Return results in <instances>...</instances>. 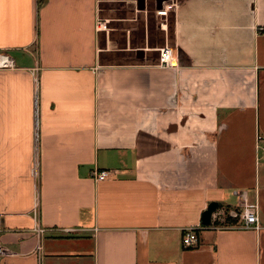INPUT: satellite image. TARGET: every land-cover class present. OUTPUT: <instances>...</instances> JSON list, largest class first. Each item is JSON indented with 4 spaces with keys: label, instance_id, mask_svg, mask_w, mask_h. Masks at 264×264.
<instances>
[{
    "label": "crops",
    "instance_id": "1",
    "mask_svg": "<svg viewBox=\"0 0 264 264\" xmlns=\"http://www.w3.org/2000/svg\"><path fill=\"white\" fill-rule=\"evenodd\" d=\"M172 2L157 48L148 0H0V264H264V0Z\"/></svg>",
    "mask_w": 264,
    "mask_h": 264
},
{
    "label": "built area",
    "instance_id": "2",
    "mask_svg": "<svg viewBox=\"0 0 264 264\" xmlns=\"http://www.w3.org/2000/svg\"><path fill=\"white\" fill-rule=\"evenodd\" d=\"M172 5L167 4L162 8L156 10V14L158 16H168ZM97 26L99 29H104L105 24H102L101 19H97ZM14 66V62L11 58H9L5 54H0V69L4 68H12ZM158 66L163 69H172L178 68L179 59L176 52L170 46H164L159 48V58H158ZM263 141V151H264V139L261 136H257V142ZM112 174V171L108 170H95L92 172V176L96 181H102L107 179ZM31 175L36 178L37 177V165L34 162ZM241 203L239 204V208L223 210L217 213V216L213 214L216 220L220 223L218 227L221 228H237L242 230H259V218H258V206L256 204H250L247 201V197L245 193H241L240 195ZM37 206L38 200L35 196V202L33 205V217L36 221L35 226L32 229V232L36 234L39 238L41 237L45 230L40 228L37 224ZM220 217V218H219ZM217 227V226H216ZM2 230L1 226V217H0V232ZM182 245L184 248H192L195 247L198 242V237L195 229L187 228L183 231ZM39 249V247H37ZM7 254L6 249L3 245L0 244V257H3Z\"/></svg>",
    "mask_w": 264,
    "mask_h": 264
},
{
    "label": "rangeland",
    "instance_id": "3",
    "mask_svg": "<svg viewBox=\"0 0 264 264\" xmlns=\"http://www.w3.org/2000/svg\"><path fill=\"white\" fill-rule=\"evenodd\" d=\"M173 3L172 1H169L168 4ZM112 3L110 2H101L100 4V19L102 24L106 25V16L111 15L110 10H112ZM144 7V5H143ZM147 7V5H146ZM146 7H144L142 10H145ZM148 19H150V26L153 27L152 29V35H151V47H161L164 45L163 42V34L158 29L159 26H161V23H165V29H166V37L169 38L170 35V29H171V18H172V12H169L167 17H159L155 13V7H154V1L148 0V8H147ZM114 14V12H112ZM154 33V34H153ZM165 38V35H164ZM118 41V40H117ZM116 43V41H115ZM117 44H120V41H118ZM149 47H150V35H149ZM108 55V54H107ZM149 55L154 56L155 58L158 56V52H149ZM110 56V55H109ZM130 58L131 56H127L125 58ZM109 60V57L107 58ZM127 60V59H125Z\"/></svg>",
    "mask_w": 264,
    "mask_h": 264
},
{
    "label": "water",
    "instance_id": "4",
    "mask_svg": "<svg viewBox=\"0 0 264 264\" xmlns=\"http://www.w3.org/2000/svg\"><path fill=\"white\" fill-rule=\"evenodd\" d=\"M167 1H172V0H161V3L167 2ZM143 8L144 7L142 6L140 9H143ZM158 8H162V5L160 4V6ZM216 208H217V204L216 203H210L207 206V208L203 211V213L201 215V223H202L203 226L210 225L211 216L215 212Z\"/></svg>",
    "mask_w": 264,
    "mask_h": 264
}]
</instances>
